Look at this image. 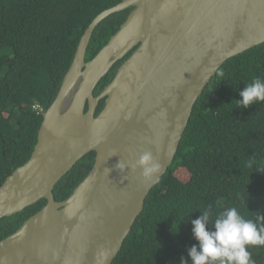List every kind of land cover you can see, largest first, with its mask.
I'll return each instance as SVG.
<instances>
[{
	"label": "water",
	"instance_id": "95a60500",
	"mask_svg": "<svg viewBox=\"0 0 264 264\" xmlns=\"http://www.w3.org/2000/svg\"><path fill=\"white\" fill-rule=\"evenodd\" d=\"M127 10L119 31L86 63L95 29ZM262 44L264 0H123L99 14L42 114L29 161L0 187V220L46 201L0 241V264H112L173 163L205 87L228 60ZM129 54L95 97L100 81ZM145 151L162 165L151 182L130 168ZM89 153L95 157L87 177L55 202L57 184ZM120 161L129 165L124 172Z\"/></svg>",
	"mask_w": 264,
	"mask_h": 264
},
{
	"label": "trees",
	"instance_id": "16d2710c",
	"mask_svg": "<svg viewBox=\"0 0 264 264\" xmlns=\"http://www.w3.org/2000/svg\"><path fill=\"white\" fill-rule=\"evenodd\" d=\"M122 1L0 0V187L29 161L42 114L54 102L82 35L99 14ZM130 12L114 14L95 29L86 63L107 45ZM130 54L100 81L95 97ZM254 78L264 79V44L228 60L205 87L173 163L150 191L112 264H181L182 258L192 264L188 249L197 241L191 221L206 210L210 225L230 207L264 224L257 220L264 215V102L249 108L235 103ZM35 105L43 112L37 114ZM103 107L101 101L95 116ZM94 157L89 153L61 179L53 191L55 202L72 195L92 169ZM45 205L41 200L0 220V241ZM248 250L255 264H264V246Z\"/></svg>",
	"mask_w": 264,
	"mask_h": 264
},
{
	"label": "clouds",
	"instance_id": "9594fccd",
	"mask_svg": "<svg viewBox=\"0 0 264 264\" xmlns=\"http://www.w3.org/2000/svg\"><path fill=\"white\" fill-rule=\"evenodd\" d=\"M239 95L241 100L235 103L242 108L264 102V79L254 78ZM116 167L124 172L129 165L120 161ZM130 168L132 172L140 169L141 177L148 182L158 179L162 171V165L151 151H145ZM257 220H264V215ZM191 223L192 235L197 241L188 249L192 264H255L248 248L264 246V224L258 225L254 220L246 219L237 207L222 212L211 225L207 210ZM181 264L187 262L182 258Z\"/></svg>",
	"mask_w": 264,
	"mask_h": 264
},
{
	"label": "built area",
	"instance_id": "2783aa9c",
	"mask_svg": "<svg viewBox=\"0 0 264 264\" xmlns=\"http://www.w3.org/2000/svg\"><path fill=\"white\" fill-rule=\"evenodd\" d=\"M33 110L36 111L37 114H40V113L43 112L42 108H41L40 106H38V105H35V106L33 107Z\"/></svg>",
	"mask_w": 264,
	"mask_h": 264
},
{
	"label": "rangeland",
	"instance_id": "374dc122",
	"mask_svg": "<svg viewBox=\"0 0 264 264\" xmlns=\"http://www.w3.org/2000/svg\"><path fill=\"white\" fill-rule=\"evenodd\" d=\"M185 178H186V177H185ZM185 178H184V179H185Z\"/></svg>",
	"mask_w": 264,
	"mask_h": 264
}]
</instances>
